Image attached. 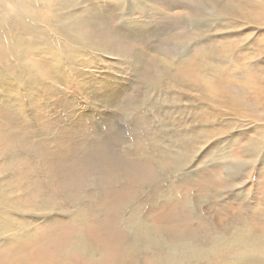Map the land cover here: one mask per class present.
<instances>
[{
	"label": "rangeland",
	"instance_id": "rangeland-1",
	"mask_svg": "<svg viewBox=\"0 0 264 264\" xmlns=\"http://www.w3.org/2000/svg\"><path fill=\"white\" fill-rule=\"evenodd\" d=\"M0 6V264H31L44 247L56 254L55 264H104L111 247L100 242L110 231L122 236L120 254L107 264H159L180 242L197 251L192 264L244 262L253 249L247 236L264 251V216H255L264 212V153L255 159L248 149L264 140V0H4ZM16 17L31 29L20 28ZM14 38L27 52L17 56ZM21 63L28 72L16 74ZM203 77L210 89L202 87ZM207 92L221 101L209 105ZM195 131L192 143L177 136ZM125 186L113 206L110 194ZM163 200L176 225L150 222L163 211L150 206ZM114 212L116 228L101 231ZM133 213L149 221L157 246L126 251ZM78 236L88 253L69 246Z\"/></svg>",
	"mask_w": 264,
	"mask_h": 264
},
{
	"label": "bare ground",
	"instance_id": "bare-ground-1",
	"mask_svg": "<svg viewBox=\"0 0 264 264\" xmlns=\"http://www.w3.org/2000/svg\"><path fill=\"white\" fill-rule=\"evenodd\" d=\"M0 2H4V0H2V1H0ZM16 2V1H15ZM6 3V2H5ZM3 5V4H2ZM12 5H14V3L12 2ZM16 5H18V4H16ZM24 5V4H23ZM7 6V5H6ZM18 6H21V5H18ZM228 6V5H227ZM1 7V6H0ZM29 7V6H28ZM7 7H5V9H6ZM8 8H10V7H8ZM7 8V9H8ZM13 8H14V6H13ZM17 8V7H16ZM16 8H14V9H16ZM22 8H25V7H22ZM10 9H12V7L10 8ZM18 9V8H17ZM27 10V9H26ZM238 10V9H237ZM20 11H22L21 9H20ZM24 11V10H23ZM22 11V12H23ZM236 11V10H235ZM237 12V11H236ZM246 12V11H245ZM10 13H11V11H10ZM17 13H18V11H17ZM6 14V13H5ZM23 14V13H22ZM25 14V13H24ZM7 15V14H6ZM59 15V14H58ZM15 16H16V14H15ZM73 16V15H72ZM71 16V17H72ZM13 17V16H12ZM23 17H24V15H23ZM57 17V16H56ZM75 17V16H74ZM10 18V17H9ZM56 20V19H55ZM13 22L14 23H17V22H19L20 23V28H25V27H28V28H30V26L25 22V20L23 19V20H19V18L18 17H16L14 20H13ZM36 22V21H35ZM2 22H0V30H2L1 32L3 33L4 32V27H5V25H2L1 24ZM13 23V24H14ZM18 23V24H19ZM30 23V22H29ZM34 24V23H33ZM73 25V24H72ZM70 26V25H69ZM18 27V28H19ZM42 27V26H41ZM40 28V27H39ZM16 29V28H15ZM21 29V30H22ZM31 29V28H30ZM34 29H36V28H34ZM21 30H20V35L22 34L21 33ZM24 30V29H23ZM27 30V29H26ZM38 31H39V29H37ZM36 30V31H37ZM9 31V30H8ZM28 31H30L29 29H28ZM35 31V30H34ZM37 31V32H38ZM19 32V31H18ZM25 32V31H24ZM13 33V32H12ZM40 33V32H39ZM1 34V33H0ZM17 34V33H16ZM18 34V35H19ZM24 34V33H23ZM26 34V33H25ZM9 35V34H8ZM14 35V34H13ZM17 35V36H18ZM19 35V36H20ZM36 35V34H35ZM62 35V34H61ZM10 36H12V35H10ZM65 36V35H64ZM16 37V36H15ZM22 37V36H21ZM34 37V36H33ZM80 37H81V35H80ZM3 38V37H2ZM1 38V39H2ZM10 38H12V37H10ZM31 38V37H30ZM37 39V38H36ZM38 39H41V38H38ZM83 40V39H82ZM12 41H13V44H12V46L16 49V53H17V56H20V55H22V54H24V51L25 52H27L26 51V49H27V47L28 46H25L24 44V42L22 43L21 41H19V40H16L15 38L14 39H12ZM23 41V40H22ZM42 41H44V42H46L45 41V39L44 40H42ZM74 41V40H73ZM76 41V40H75ZM80 41V40H79ZM31 42V41H30ZM35 42H37L36 40H35ZM77 42V41H76ZM12 43V42H11ZM32 43H33V41H32ZM39 43H40V41H39ZM78 43H80V42H78ZM77 43V44H78ZM27 44V43H26ZM29 44H31V43H29ZM36 44V43H35ZM84 44V43H83ZM82 44V45H83ZM33 45V44H32ZM41 47H42V45H40ZM56 46H57V44H56ZM34 47V46H33ZM53 47V46H52ZM35 48V47H34ZM63 48H66V46L65 47H63ZM33 49V48H32ZM36 49H38L37 47H36ZM40 49V48H39ZM42 49V48H41ZM40 49V50H41ZM30 50V49H29ZM45 50V49H44ZM49 50H50V48H49ZM46 51H48V49L46 50ZM28 52H33V54H34V51L32 50V51H28ZM41 52H44V51H40V53ZM92 52V51H91ZM46 53V52H45ZM56 53V52H55ZM231 53V52H230ZM207 57H210V55L209 54H207L206 55ZM212 56V55H211ZM21 57H23L24 58V56H21ZM22 59V58H21ZM1 61V60H0ZM208 61H209V59H208ZM24 63V62H23ZM209 65V64H208ZM27 66L26 65H24V64H20V72H18V71H16L15 69H14V71H15V73L16 74H22V73H27L28 71H27ZM193 69V68H192ZM207 70L209 71V72H212V71H214L212 68H211V66L210 67H208L207 68ZM206 70V71H207ZM2 70H0V72H1ZM203 71V70H202ZM203 75V74H202ZM201 78V77H200ZM214 80V79H213ZM200 83L202 84V87L203 88H208V89H210L211 87H212V85H211V87H210V85H209V81H207L206 79H205V77H203V79L200 81ZM245 83V82H244ZM248 86V85H247ZM250 87V86H249ZM257 89V88H256ZM195 90V89H194ZM216 90V89H215ZM198 91V90H197ZM204 91V90H203ZM245 91V90H244ZM242 92H243V87H242ZM247 92V91H246ZM245 92V93H246ZM192 93V92H191ZM203 93V92H202ZM209 92H207L205 95H206V100L207 101H209V105L211 104V103H214V102H216V101H221V100H219L218 98H220V97H218V98H216V96L215 95H213V94H208ZM244 93V94H245ZM201 94V93H200ZM226 94V93H225ZM179 95V94H178ZM192 95V94H191ZM231 95V94H230ZM248 95V94H247ZM197 97V96H196ZM203 97V96H202ZM230 98V97H229ZM232 98V97H231ZM183 99V98H182ZM185 99V98H184ZM201 99V98H200ZM234 99V98H233ZM235 100V99H234ZM227 101H229V99H227ZM226 101V102H227ZM233 101V100H232ZM236 101V100H235ZM259 101V100H258ZM187 102V101H186ZM236 102H238V101H236ZM240 103L242 102V101H239ZM231 103V102H230ZM232 103H235V102H232ZM239 103V104H240ZM226 104H228V103H226ZM238 104V105H239ZM242 104V103H241ZM219 105V104H218ZM218 105H217V107H218ZM235 105V104H234ZM234 105H232V106H234ZM243 105V104H242ZM246 105V104H245ZM188 106V105H187ZM225 106V105H224ZM236 106V105H235ZM177 107H179V106H177ZM183 107V106H182ZM240 107H241V105H240ZM251 106H249L248 108H250ZM227 108V107H226ZM238 108V107H237ZM211 110V109H210ZM238 111L240 110V109H237ZM232 111V110H231ZM230 111V112H231ZM225 112V111H224ZM234 112V111H233ZM237 112V111H236ZM210 113V112H209ZM219 113H221V111L219 112ZM226 113H228V112H226ZM235 113V112H234ZM212 114V113H211ZM222 114V113H221ZM232 114V112L230 113V115ZM206 115V114H205ZM189 116V115H188ZM188 116H186V117H188ZM212 116V115H211ZM182 117H184L183 115H182ZM180 118V117H179ZM190 118V117H189ZM207 118V117H206ZM209 118V117H208ZM225 118V117H224ZM210 119V118H209ZM220 119V118H219ZM226 119V118H225ZM232 119V118H231ZM211 120V119H210ZM254 121V120H253ZM186 122V121H185ZM204 122V121H203ZM226 122V121H225ZM231 122V121H230ZM234 122V121H233ZM224 123V122H223ZM223 123H222V125H223ZM213 125V124H212ZM246 125V124H245ZM178 126V125H177ZM220 126V125H219ZM258 126V125H257ZM239 127V126H238ZM258 127H260V126H258ZM240 128V127H239ZM241 129V128H240ZM216 130V129H215ZM225 131V130H224ZM232 131V130H231ZM209 132V131H208ZM226 133V132H225ZM198 133L195 131V132H184L183 134H180V133H177V136L178 137H180L181 139H182V142L183 141H185V144L186 143H192V141L193 140H196V139H198ZM200 136H201V139H202V137H205V141L207 142L208 141V139H209V134L206 132V131H203V133L201 132V134H200ZM219 136H221V134H217L216 135V137H217V139H219L220 137ZM237 136V135H236ZM215 137V138H216ZM240 137V136H239ZM238 137V138H239ZM241 137H242V135H241ZM200 139V140H201ZM252 140H254V139H252ZM211 142V141H210ZM174 143L175 144H180V142H179V138H174ZM201 143V142H200ZM247 144V143H246ZM177 146V145H176ZM189 146V145H188ZM180 147V146H179ZM200 147V146H199ZM181 148V147H180ZM243 148V147H242ZM244 149V148H243ZM249 151L250 152H252V153H250L251 155H254V158L255 159H257L258 157H260V155L261 154H263L264 153V140L261 138V141L260 142H257L256 141V143H254V144H252L249 148ZM178 150V149H177ZM245 150H247V148L245 149ZM176 151V150H175ZM179 151V150H178ZM183 151V150H182ZM184 152V151H183ZM218 152V151H217ZM245 152H247V151H245ZM195 153V152H194ZM232 153V152H231ZM189 154V153H188ZM188 154H186V156L188 155ZM73 155H74V153H73ZM194 155H196V154H194ZM244 155V154H243ZM189 156V155H188ZM232 156H233V154H232ZM246 156V155H245ZM244 156V157H245ZM177 157H178V153H177ZM193 157H195V156H193ZM247 158H246V161L244 162V163H246V162H248V160L250 159V155L248 154V156H246ZM252 158H253V156H251ZM177 159V158H176ZM194 159V158H193ZM198 159V158H197ZM187 160V159H186ZM191 160V159H190ZM234 160H236V159H234ZM231 161V160H230ZM261 161H263L264 162V155H263V158L261 159ZM187 162V161H186ZM244 163H242V164H239V163H237L238 165H243ZM256 163V162H255ZM173 164V163H172ZM176 164V163H175ZM187 164V163H186ZM201 164V163H200ZM185 165V164H184ZM170 166V165H169ZM181 166V165H180ZM188 166V165H187ZM179 167V166H178ZM170 168V167H169ZM175 168V167H174ZM179 168H181V167H179ZM186 168V167H185ZM183 169V168H182ZM143 170V169H142ZM173 171V170H172ZM179 171V170H178ZM235 171V168L234 167H229L228 168V172L229 173H232V172H234ZM249 170H247V172H248ZM174 172V171H173ZM162 173V172H161ZM165 173V172H164ZM183 173V172H182ZM181 174V173H180ZM162 175V174H161ZM184 175H186V174H184ZM211 175H212V173H211ZM172 176V175H171ZM174 176V175H173ZM218 176V175H217ZM221 176V175H220ZM219 176V177H220ZM224 175H222L221 177H223ZM244 176V175H243ZM189 177V176H188ZM209 177V176H208ZM215 177V180H213L214 182H216V176H214ZM214 177H210V178H214ZM171 178V177H170ZM173 178V177H172ZM190 178V177H189ZM138 178H136V180H137ZM204 179V178H203ZM211 179V180H212ZM217 179H218V177H217ZM222 179V178H221ZM239 179V178H238ZM189 180V179H188ZM201 180V179H200ZM240 180V179H239ZM173 181V180H172ZM177 181V180H176ZM175 181V182H176ZM191 181H193V180H191ZM199 181V180H198ZM228 181V180H227ZM230 181H232V180H230ZM234 181V180H233ZM232 181V182H233ZM174 182V181H173ZM178 182V181H177ZM226 182V181H225ZM231 182V183H232ZM234 182H236V181H234ZM233 182V183H234ZM239 183V182H238ZM174 184V183H173ZM176 184V183H175ZM203 184V183H202ZM218 184V183H217ZM237 184V183H236ZM178 185V184H177ZM224 185V184H223ZM226 185H228V184H226ZM225 185V186H226ZM170 186V185H169ZM202 186V185H201ZM200 186V187H201ZM220 186V185H219ZM234 186V185H233ZM203 188V187H202ZM172 189H173V187H172ZM195 190V189H194ZM128 191V186H125L124 187V189H123V192H122V194H118L117 196H116V194H110V195H112V197H113V206H115V204H116V202L119 200V198L121 197V195H123L124 193H126ZM192 191V190H191ZM181 192H183V191H181ZM111 193V192H110ZM133 193V192H132ZM156 193H158L161 197H163V199H167V197L163 194V192L162 191H156ZM208 193V192H207ZM185 194V193H184ZM183 194V195H184ZM192 194H193V192H192ZM195 194V193H194ZM186 195V194H185ZM184 195V196H185ZM188 195V194H187ZM263 195V199H264V193L262 194ZM159 196V197H160ZM181 196H182V194H181ZM170 198V197H169ZM178 198V197H177ZM171 199V198H170ZM262 200V199H261ZM91 201V200H90ZM173 201V200H172ZM180 201V200H179ZM188 201V200H187ZM166 202H168L167 200H163L162 201V203L160 204L159 203V205H157V206H150V209L151 210H153L154 208H158V206L160 207V208H162V212H158V214H156V215H154L153 216V220H150V222H152V223H154V224H156V225H160L161 227H163V226H166V225H176L175 223H178L179 221H176V222H173L174 221V219H173V217H171V213L167 210V209H165L166 207H163L164 205H166L167 203ZM192 202V201H191ZM149 203V202H148ZM155 203V202H154ZM166 203V204H165ZM178 203V202H177ZM147 204V203H146ZM145 204V205H146ZM174 204V203H173ZM181 204V203H180ZM197 204H199V203H197ZM160 205H162V206H160ZM170 207L172 206V205H169ZM169 206L167 207V208H169ZM184 208V207H183ZM112 209V212L114 211V209H113V207L111 208ZM142 209V208H141ZM175 209H176V207H175ZM180 209H181V206H180ZM194 209V208H193ZM91 210V209H90ZM156 210V209H155ZM186 210V209H185ZM234 210V209H233ZM236 210V209H235ZM157 211H159L158 209H157ZM170 211H173V213L172 214H174L175 213V210H174V208H170ZM210 212V211H209ZM233 212V211H232ZM259 211H256V214H255V216H264V212H259ZM83 213V212H82ZM181 213V212H180ZM234 213V212H233ZM114 215H115V212L114 213H111L110 215H108V216H106V218H105V220H104V225H103V227H102V230L101 231H105L106 233H109V230H111L112 228H116V224L114 223L115 222V220H114V222H113V219H115L114 218ZM218 216V215H217ZM236 216V215H235ZM128 217V216H127ZM185 217V216H184ZM222 217V216H221ZM126 218V217H125ZM223 218V217H222ZM130 219V220H129ZM228 219V218H227ZM252 219V218H251ZM128 220L130 221L128 224H130L131 225V227L132 228H134L135 229V231H134V233H133V239H132V242H131V244L127 247V249H126V251L128 252V253H131V252H133V253H135V248L138 246V245H142L143 247H146L145 249H147V248H149L151 245H153V246H157V244L155 243V241L154 240H151L150 239V237H149V233H150V231H151V229H150V227H149V224L147 225V223L149 222V221H147V223L145 222V221H140V220H138L137 218H136V215H135V213H133V214H131L130 216H129V218H128ZM200 220V219H199ZM223 220V219H222ZM257 221V220H256ZM260 222V221H259ZM221 223V222H220ZM261 223V222H260ZM202 225H203V223H202ZM159 226V227H160ZM154 227V226H153ZM160 227V228H161ZM183 227H184V225H183ZM200 227H202V226H200ZM247 229L249 230V231H252V229H251V227L249 226V224H247ZM155 228H157V227H155ZM164 229V228H163ZM162 229V230H163ZM168 229V228H167ZM167 229H166V231H167ZM202 229H204L203 227H202ZM263 229H264V227H263ZM99 230V229H98ZM262 230V229H261ZM173 231H175V230H173ZM182 231V230H181ZM242 231V230H241ZM162 232H164V231H162ZM199 233V232H198ZM238 233H240V231H238ZM110 234L111 235H109V238H103V240L100 242V243H103V244H105V245H109L111 248H109V252L107 251V257H105L104 258V264H107V263H109V262H112V260L115 258V257H118V255L120 254H118V252H117V249L118 248H116L117 247V243H119L120 242V240L118 241V239L122 236V234H121V232H112V231H110ZM157 234H158V232H157ZM166 234H167V232H166ZM170 234V233H169ZM169 234H168V236H169ZM103 235H104V233H103ZM165 235V234H164ZM216 235V234H215ZM101 236V235H100ZM125 236V235H124ZM161 236H163L162 235V233H161ZM166 236V235H165ZM175 236V235H174ZM194 236H195V234H194ZM106 237V236H105ZM156 237V236H155ZM170 237V236H169ZM197 237V236H196ZM165 238V237H164ZM175 238V237H174ZM173 238V241H175L176 239H174ZM179 238V237H178ZM202 238V237H201ZM161 239H163V238H161ZM190 240V239H189ZM65 242H66V240H64ZM162 241V240H161ZM246 241H247V243L250 245V246H252L253 247V249H252V251H249V252H247V256H248V258H246L245 259V261L244 262H242V261H240L239 260V258H238V260H235L232 264H264V262H261V260H260V257H262L263 255H264V251H259V248H258V246H257V244H256V242H254L253 240H252V238L250 237V236H247L246 237ZM168 242V241H167ZM211 242V241H210ZM223 242H224V240L223 239H220L219 241H218V243L217 244H211V245H221V244H223ZM167 244V243H166ZM200 245V244H199ZM204 245V244H203ZM210 245V246H211ZM69 246H71L72 247V249H75V248H78V249H80L82 252H87L88 253V251H89V247H88V244L86 243V241H85V239H84V236H78V239L76 238L75 240H73V244L72 245H69ZM68 246V247H69ZM209 246V245H208ZM39 247H41V245L39 246ZM118 247H120V246H118ZM163 247V246H162ZM205 248V247H204ZM207 248H209V247H207ZM216 249V248H215ZM119 250H121V249H119ZM149 250H153V252L155 253V250L156 249H149ZM202 250V249H201ZM217 251V250H216ZM120 252V251H119ZM123 252V251H122ZM125 252V251H124ZM202 252V251H201ZM89 253H91V252H89ZM126 253V252H125ZM204 253V252H203ZM219 253V252H218ZM80 254V253H79ZM197 251H195L194 249H193V247L192 246H190L189 244H187V243H179V245L176 247V248H172V249H169L168 251H167V253L164 255V258L162 259V260H160L159 261V264H184V263H186V262H188V263H190V264H192L191 263V260H196L198 257H197ZM125 255V254H124ZM202 255V254H201ZM126 256V255H125ZM124 256V257H125ZM255 256H258L259 257V259H256V258H254ZM123 257V258H124ZM120 258V257H119ZM126 259L127 258H129V257H125ZM149 258V257H148ZM202 258V257H201ZM242 259V258H241ZM244 259V258H243ZM57 258H56V254L54 253V252H52V251H50V250H48L46 247H44L40 252H38V253H36V254H34L33 255V257H32V259H31V264H55V261L57 262ZM123 260V259H122ZM121 260V261H122ZM197 261V260H196ZM124 262V261H123ZM152 262H153V259H152ZM119 263V262H118ZM156 263V262H155ZM16 264H18V263H16Z\"/></svg>",
	"mask_w": 264,
	"mask_h": 264
}]
</instances>
